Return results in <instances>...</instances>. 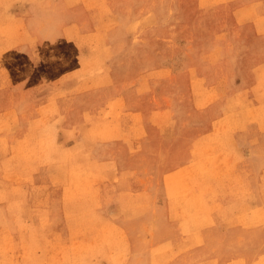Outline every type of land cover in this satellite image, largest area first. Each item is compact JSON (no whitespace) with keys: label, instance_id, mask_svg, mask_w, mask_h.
Segmentation results:
<instances>
[{"label":"rangeland","instance_id":"1","mask_svg":"<svg viewBox=\"0 0 264 264\" xmlns=\"http://www.w3.org/2000/svg\"><path fill=\"white\" fill-rule=\"evenodd\" d=\"M0 264H264V0H0Z\"/></svg>","mask_w":264,"mask_h":264},{"label":"crops","instance_id":"2","mask_svg":"<svg viewBox=\"0 0 264 264\" xmlns=\"http://www.w3.org/2000/svg\"><path fill=\"white\" fill-rule=\"evenodd\" d=\"M211 134V133H210ZM219 145V147L221 148L222 146H224V144H218ZM223 148V147H222ZM225 148H223V150H224ZM230 180H231V185L232 184H242V190L243 189H245V188H247V186H249V184H251V182L252 181H250V179L249 178H245V177H233V178H230ZM253 185H255L254 183H252ZM257 191H259L258 189H257ZM244 195V193L242 194V196ZM257 195V194H256Z\"/></svg>","mask_w":264,"mask_h":264},{"label":"bare ground","instance_id":"3","mask_svg":"<svg viewBox=\"0 0 264 264\" xmlns=\"http://www.w3.org/2000/svg\"><path fill=\"white\" fill-rule=\"evenodd\" d=\"M48 105V104H47ZM52 106V105H51ZM116 111V110H115ZM123 128V127H122ZM135 128V127H134ZM101 129V128H100ZM69 168H70V166H69ZM109 227V226H108Z\"/></svg>","mask_w":264,"mask_h":264}]
</instances>
